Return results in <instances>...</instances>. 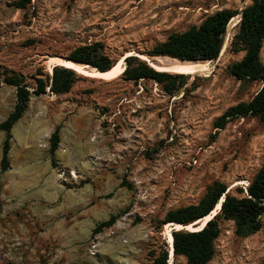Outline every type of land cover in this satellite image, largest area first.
<instances>
[{
    "label": "rangeland",
    "instance_id": "obj_1",
    "mask_svg": "<svg viewBox=\"0 0 264 264\" xmlns=\"http://www.w3.org/2000/svg\"><path fill=\"white\" fill-rule=\"evenodd\" d=\"M13 1L0 0V77L19 74L29 90L36 78L50 76L49 57L67 59L76 46L99 42L125 67L129 55L156 57L146 53L168 34L250 3L30 0L19 9ZM235 17L206 72L186 75L173 94L149 78L98 79L75 71L69 92L47 87L31 94L10 130L8 167L0 172L1 264H150L168 249L160 223L168 210L196 203L215 181L233 193L246 187L264 161V123L248 116L213 126L225 109L260 88L259 81L228 72L244 54L229 50ZM260 59L264 64V39ZM15 101L16 88L1 83L0 122ZM4 137L0 130V156ZM111 215L116 221L94 233ZM261 224L241 237L231 220L220 219L207 264H264V213ZM168 261L187 264L183 256L170 259L169 251Z\"/></svg>",
    "mask_w": 264,
    "mask_h": 264
},
{
    "label": "trees",
    "instance_id": "obj_2",
    "mask_svg": "<svg viewBox=\"0 0 264 264\" xmlns=\"http://www.w3.org/2000/svg\"><path fill=\"white\" fill-rule=\"evenodd\" d=\"M29 2L30 0H14L12 5L23 9ZM238 15L240 17L230 38L229 50L234 53L243 51L244 54L228 66V72L237 80L259 81L260 88L249 100L240 101L225 109L213 122L217 130L223 129L231 119L237 117L254 116L264 123V64L260 59L264 39V0H250V3L240 10H217L207 15L198 25L168 34L163 41L156 43L146 53L149 56H166L181 61L214 60L222 48L229 21ZM66 57L78 63L91 65L100 71L108 70L114 63L102 51L99 42L76 46ZM124 62L126 66L121 73L122 77L134 81L141 78L152 79L161 84L162 89L168 94L175 93L187 83L185 74L156 70L135 55L126 56ZM51 69L50 76L35 79L33 90L27 88L19 74L5 72L0 77V84L5 83L16 88L14 107L0 122V130L5 132L1 143L0 172L8 167L10 130L23 115L31 94L45 92L47 87L57 95L65 94L77 79L76 73L69 67L54 65ZM58 142V128H55L49 137L51 162ZM218 202L219 210L201 229L170 231L173 256H183L187 264H207L214 254V241L220 232V219L231 220L234 223L235 234L241 237L255 233L261 228V215L264 213V161L244 189L236 187L233 193L226 185L215 181L196 203L168 210L160 223L189 224L209 214ZM116 219L117 215H111L107 220L98 223L93 232L111 226ZM150 264H171L168 261L167 247L161 248Z\"/></svg>",
    "mask_w": 264,
    "mask_h": 264
},
{
    "label": "bare ground",
    "instance_id": "obj_3",
    "mask_svg": "<svg viewBox=\"0 0 264 264\" xmlns=\"http://www.w3.org/2000/svg\"><path fill=\"white\" fill-rule=\"evenodd\" d=\"M235 18L236 21H238V17ZM136 55L139 58L146 60L147 63L156 70H164L167 72L180 73L185 75L200 74L206 72L207 62L209 61V60L203 62L179 61L170 57H163V56H156L150 58L145 55H140V54H136ZM51 65H59L64 67L66 66L80 75L87 76L90 78H98V79L117 78L119 75H121L124 69V63L122 59L113 63L111 68H109L106 71H100L93 66L92 67L89 66L88 64L73 62L71 60L63 59L61 57H49L47 61L48 71H51ZM245 184H247V182ZM218 209H219V203L216 204L215 208L209 214L186 225H181L175 222L164 223L163 235L168 244L170 259L173 258L172 238L170 235V231L173 229H180V228H186L187 230L190 231L200 229L201 226H203V224L206 223V221L209 220L218 211Z\"/></svg>",
    "mask_w": 264,
    "mask_h": 264
},
{
    "label": "water",
    "instance_id": "obj_4",
    "mask_svg": "<svg viewBox=\"0 0 264 264\" xmlns=\"http://www.w3.org/2000/svg\"><path fill=\"white\" fill-rule=\"evenodd\" d=\"M238 17V19H239V17H240V15H238L237 16ZM64 59V58H63ZM174 59V58H173ZM67 60H70V59H67ZM177 60V59H176ZM71 61H73V60H71ZM146 61V60H145ZM179 61H181V60H179ZM73 62H75V61H73ZM147 62V61H146ZM78 63V62H77ZM54 66V65H53ZM52 66V67H53ZM89 66H91V65H89ZM64 67V66H63ZM92 67V66H91ZM98 70V69H97ZM51 73H52V69H51V71H50V75H51ZM222 200V199H221ZM219 203V208H220V202H218ZM219 210V209H218ZM213 217V216H212ZM211 217V218H212ZM179 224V223H178ZM205 225V223L203 224V226ZM203 226H201V228L203 227ZM200 228V229H201ZM174 230H179V229H174ZM180 230H187L186 228H180ZM188 231H190V230H188ZM170 234H171V232H170Z\"/></svg>",
    "mask_w": 264,
    "mask_h": 264
}]
</instances>
